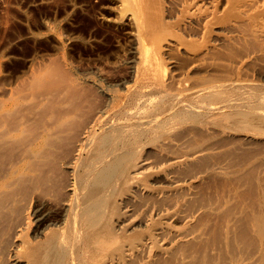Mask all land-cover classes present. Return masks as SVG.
Segmentation results:
<instances>
[{
  "label": "bare ground",
  "instance_id": "bare-ground-1",
  "mask_svg": "<svg viewBox=\"0 0 264 264\" xmlns=\"http://www.w3.org/2000/svg\"><path fill=\"white\" fill-rule=\"evenodd\" d=\"M110 1L105 21L127 34L130 60L75 62L68 39L51 33L58 56L34 54L7 72L1 50L0 264H264L255 169L221 164L240 160L241 147L210 151L214 136L186 121L213 110L199 101L225 75L208 90L213 79L176 78L163 57L177 48L193 62L232 58L223 72L238 55L254 64L264 56V0ZM219 22L221 42L209 43ZM261 113L233 118L262 128Z\"/></svg>",
  "mask_w": 264,
  "mask_h": 264
},
{
  "label": "rangeland",
  "instance_id": "rangeland-1",
  "mask_svg": "<svg viewBox=\"0 0 264 264\" xmlns=\"http://www.w3.org/2000/svg\"><path fill=\"white\" fill-rule=\"evenodd\" d=\"M204 1L206 3L207 2L209 3L208 0H204ZM5 2L8 3V6L7 3L6 6H4L5 4L2 5V3ZM109 3L111 5V6L109 5L110 7L107 5ZM112 6H113V2L110 0H72V3L71 0H0V24L4 25L2 27L0 25L1 27L0 53H2V51L5 49L3 52L6 51V53H8L10 56L8 58L9 61H7L3 65L4 68L6 69L7 72H11L18 68H23L27 63V60L30 59L32 56H34V54L48 56V55H52L53 53L52 56H56L60 51L55 52L52 47L53 43L55 42L54 38L50 36L46 39V36L51 35V33L59 34L64 38L68 39L67 45H70L68 46V48L70 49L71 59L72 60L74 59L73 61L75 62H80V60L82 59L84 62L82 60L81 62H83L84 64L89 63L90 66H94V65H103V63L104 64L110 63L109 60H112V57H113L112 62L119 61L118 59L120 58H122L120 61H122L123 59L125 60L127 58H128L127 60L132 59V55H131L132 53L130 50L131 43L125 31L120 28L118 29L113 28L105 21V18L111 17L113 15V13L110 14L112 10ZM54 12L56 14H54ZM8 15L10 19L8 18ZM56 19H58L59 22L56 21ZM45 21L49 22L52 25L51 29L56 28L54 32L51 31V29L46 30L47 27H45L44 25ZM60 22L63 23L61 24ZM79 22L81 23V25ZM102 24L105 26H103ZM225 26L226 24L223 22H219L213 25L210 35L207 38L209 43L221 42V38L219 36L220 34L218 35V33H222L220 31L223 30L225 31ZM34 32L36 35H38V33L41 34L38 35L39 38L37 40L30 38L32 33L34 34ZM87 32L89 35L87 34ZM192 39H194V44L197 43L199 46L205 44L206 42V40H204V38L201 36H194L192 37ZM99 41H101V43H99ZM85 42L86 44H84ZM198 45H196L195 47H197ZM92 46L94 49L92 48ZM6 47L7 48L9 47L10 49L9 48L7 49ZM188 54L189 53L187 52V50L185 49L179 50L177 48L173 49L172 51L166 54H163L164 60L166 62L165 72L170 75L171 74L175 75L176 78L183 79L186 77H191V78L193 77L194 79H199L198 77H206L205 80H207V78H209V80L210 79L214 80L216 78L219 79L224 74L225 76H222L221 78L222 79L225 78V80L223 79L224 80L223 81L221 78L220 79L222 80V82H220L218 79L217 81L214 80L213 84L215 85H212L208 90H213L212 87L215 89L216 88L215 86L219 81L218 84L219 83L220 84L219 85L217 84L218 85L217 86L218 89H216L217 92L214 91L215 94H213L214 92L211 91L212 93H209V96L203 98L202 99L203 101L201 99L199 101L201 104L208 106V108L212 107L213 110H210L209 112L206 113H202L200 115H196L195 117L192 116L186 121L190 123L194 122L192 123L193 125L196 124L198 127H202L204 130L208 132V133L206 132L199 133L202 139L209 138L210 136H214L213 137L214 142L211 145H209L210 151L217 152L231 145H239L241 148H239L238 150L241 149L242 152L237 150L238 152H241L245 155L248 153L245 156L240 153L238 154L237 152V154L240 155L238 156V159H240L241 155L242 157L244 156L243 159L241 157L240 160L237 161L236 159L235 162L232 160L233 163L227 161H221V164H224L226 166L228 165V168L230 170L242 169L248 166H253V168L255 169L254 178H256V197L257 198L264 197V127L261 128L258 127V125H257L258 128L257 127L253 128L255 126L251 127V125L249 127L250 122L248 123V121H246L247 117H244L245 120H243L242 117L241 118L242 122L239 121L240 119L235 121V119L233 118L234 115H238L240 113L243 115H249V113H257L258 111V112H262L261 114H264V108H262V104L264 107V103L260 102L261 99H259L258 103H256L257 101L256 99H258L260 95L262 96L264 95V74H263L264 56H260V59L262 60L257 58V61L254 64L251 65L246 64L249 66L246 67V65L243 66L242 64L244 60L240 61L242 59H245L246 57L243 56L244 57L243 58L240 55H238V57L236 58V62L235 61L230 62L232 65L234 64L233 67L231 66L233 69L229 66L226 71H228L229 69L232 70L228 72H223L224 68L226 69L227 67L226 65H228L229 61L232 59L227 54L221 55V56H225L224 58L228 56L230 59L226 58L227 61L223 59V57L217 58L219 54H216L217 57H215L214 55L213 57L211 56L205 61L200 60L196 62H193L191 58L189 59ZM102 56L104 59L102 58ZM239 56L241 57V59ZM96 57L98 58L96 59ZM185 57L188 59V61H186L187 59L185 60ZM8 59L4 58L2 60H8ZM221 60L228 63L223 64L222 63L223 61ZM218 61L219 63H221V65L223 64L222 67L223 69H220L221 66L220 64L219 66H217ZM236 63L237 65L243 66V67L241 66L243 70L240 69V74L238 69L239 66H235ZM257 63L261 65L263 69L262 68H260L261 70L259 68L256 69L257 68L256 66L258 65ZM129 65H130L129 63L127 64L125 63V65L122 66L124 72H126V70L127 71L129 70V67H127ZM259 65L258 67H261ZM234 68H236V70ZM232 71L235 72L237 71L238 74L237 73L233 74ZM215 81L216 83H214ZM207 82L210 81L207 80ZM211 84L209 83V85ZM256 104H258L257 105L258 107L256 106ZM249 116H248V120H249ZM231 118H233L234 120H232ZM243 121L244 123L246 121L247 125L246 123L243 124ZM167 163H168L167 161L160 162V164H167ZM157 164H159V162ZM150 167H155V166L151 165ZM176 225H182V221L176 222Z\"/></svg>",
  "mask_w": 264,
  "mask_h": 264
}]
</instances>
